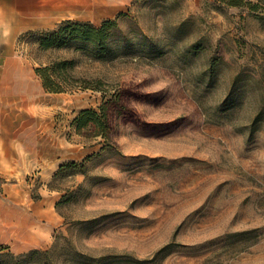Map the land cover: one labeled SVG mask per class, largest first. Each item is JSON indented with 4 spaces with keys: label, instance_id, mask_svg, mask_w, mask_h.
<instances>
[{
    "label": "rangeland",
    "instance_id": "1",
    "mask_svg": "<svg viewBox=\"0 0 264 264\" xmlns=\"http://www.w3.org/2000/svg\"><path fill=\"white\" fill-rule=\"evenodd\" d=\"M122 13L124 30L136 25L153 37L165 22L193 16L186 39L208 34L228 62L208 103L243 72L242 104L231 122L211 123L171 59L95 60L22 39L37 67L73 59L71 73L97 87L53 93L38 121L51 161L24 179L34 198L48 195L62 217L51 245L40 249L58 243L52 258L59 263L70 257L62 249L69 242L114 264H264V114L255 131L241 130L264 97V0H133ZM103 104L108 142L92 126L75 124L83 110ZM72 161L84 172L62 173Z\"/></svg>",
    "mask_w": 264,
    "mask_h": 264
},
{
    "label": "crops",
    "instance_id": "2",
    "mask_svg": "<svg viewBox=\"0 0 264 264\" xmlns=\"http://www.w3.org/2000/svg\"><path fill=\"white\" fill-rule=\"evenodd\" d=\"M132 1L0 0V246L11 252L49 247L52 231L62 220L49 196L34 198L25 182L51 161L42 152L38 121L51 110L55 94L45 90L37 63L21 40L64 20L100 24Z\"/></svg>",
    "mask_w": 264,
    "mask_h": 264
},
{
    "label": "trees",
    "instance_id": "3",
    "mask_svg": "<svg viewBox=\"0 0 264 264\" xmlns=\"http://www.w3.org/2000/svg\"><path fill=\"white\" fill-rule=\"evenodd\" d=\"M238 0H215L218 4L237 5ZM256 5H253V8ZM216 8H219L218 6ZM117 18L103 20L100 24L89 21L64 20L55 28L45 32L30 33L41 50L72 48L91 59L105 60L117 56L145 59L150 62L158 60H173L174 67L183 74V78L192 88V96L201 107L207 121L215 124L231 122L234 111L242 104L244 78L243 72L237 73L222 99L208 103L207 98L219 82L222 70L228 65L221 53L220 44H214L208 34L188 37V27L193 23L191 17L179 22H165L163 32L159 37L145 33L133 25L128 30L120 26L119 13ZM76 62L73 59L61 58L53 60L47 66L36 68L47 92L62 93L70 87L97 88L96 85L82 77H75L71 70ZM168 66V65H167ZM264 97L258 107V112L252 119L249 128L252 132L263 120ZM78 129L92 126L97 135H102L107 142L110 140V125L107 104L100 111L83 110L75 119ZM81 163L72 161L61 166V172L72 174L84 172ZM68 197L64 195L57 207ZM60 241V240H59ZM61 241H69L63 238ZM62 249L69 251V259L59 263L52 256L58 243L52 249L35 248L20 254H14L0 246V264H114L106 260V256L95 257L79 251L69 242L62 244ZM161 251L155 255L159 257Z\"/></svg>",
    "mask_w": 264,
    "mask_h": 264
}]
</instances>
